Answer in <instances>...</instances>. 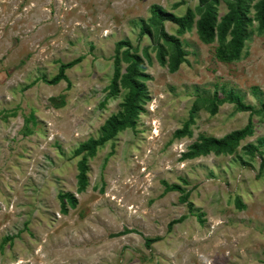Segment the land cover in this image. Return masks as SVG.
Segmentation results:
<instances>
[{"label": "rangeland", "instance_id": "obj_1", "mask_svg": "<svg viewBox=\"0 0 264 264\" xmlns=\"http://www.w3.org/2000/svg\"><path fill=\"white\" fill-rule=\"evenodd\" d=\"M152 4L180 16L196 0H0V264H264V112L226 101L205 110L214 94L251 110L264 102V29L253 21L227 63L193 23L177 34L164 21L183 53L170 73L153 56L157 34L139 33ZM225 11L218 0L217 18ZM119 40L149 56L148 100L133 128L75 155L127 95L107 89ZM77 57L65 78L47 82ZM192 103L186 133L174 137ZM247 122L251 133L231 154L179 158L199 135ZM81 160L88 184L78 192ZM65 194L77 203L64 200L61 213Z\"/></svg>", "mask_w": 264, "mask_h": 264}, {"label": "trees", "instance_id": "obj_2", "mask_svg": "<svg viewBox=\"0 0 264 264\" xmlns=\"http://www.w3.org/2000/svg\"><path fill=\"white\" fill-rule=\"evenodd\" d=\"M218 0H196L195 11L189 8L180 16H173L170 12L163 10L160 6L152 4L150 6L151 16L148 21H143L140 28V35L156 33L160 39V43L153 48V56L155 61L160 65H166L170 73L175 72L182 58V51L179 48V42L174 36L168 35L163 30V22L169 21L177 26L176 33L181 34L188 30L193 23L195 33L202 43H210L215 41L217 57L227 63L238 59L242 42L246 38V29L254 21L258 32L264 29V0H223L226 11L219 18L216 16V6ZM181 2H175L177 7ZM252 10L251 16H248L249 10ZM194 15L197 18L194 20ZM125 46L121 52L120 48ZM113 74L110 83L107 86L110 95H116L120 88L126 90L121 109L115 115L106 118L105 123L101 127V133L97 138H89L84 143L78 145L74 154L77 155L85 152V155L92 156L97 146L104 144L106 141L113 139L120 131L126 128H133L136 123V117L143 110L142 106L148 100V92L146 88V79L148 75L145 71V61L149 60V56L144 49L141 54L130 51L129 43L125 40H119L114 45ZM166 57L164 58V55ZM81 57H77L66 64L59 67L58 74L47 82L57 84L65 78L64 70L67 67L78 63ZM120 62L125 63L124 72L121 73ZM226 101L234 105L237 111H248L254 113L264 112V102H261L257 109L251 110L249 106L239 102L237 96L227 95L224 98L217 99L214 94L208 100L205 110L212 114L218 103ZM194 109V104L188 109L187 120L177 129L173 136H182L186 133L189 123L191 122L190 114ZM251 133L250 123L247 122L242 128L233 130L228 134L216 138L212 136L199 135L193 142L187 145L184 152L179 154L180 159H191L196 156L212 153L229 155L233 152L238 141L245 135ZM256 148L247 146L246 151L252 154ZM77 169V191H83L88 180L85 176L86 166L81 160L76 163ZM164 189L167 192L180 191L179 186L167 187L165 183ZM60 212L65 211L64 200L69 203L70 207H75L77 199L71 194L59 196ZM186 194L180 196V200L184 201ZM9 239V238H7ZM149 243V239L146 240Z\"/></svg>", "mask_w": 264, "mask_h": 264}]
</instances>
